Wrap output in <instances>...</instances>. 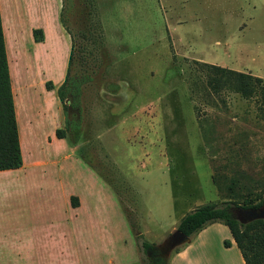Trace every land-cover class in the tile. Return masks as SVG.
<instances>
[{"label":"rangeland","instance_id":"obj_1","mask_svg":"<svg viewBox=\"0 0 264 264\" xmlns=\"http://www.w3.org/2000/svg\"><path fill=\"white\" fill-rule=\"evenodd\" d=\"M61 1L76 91L65 137L144 239L161 245L198 205L264 198V106L216 90L206 67L264 83V0ZM226 234L210 226L203 264H234Z\"/></svg>","mask_w":264,"mask_h":264},{"label":"crops","instance_id":"obj_2","mask_svg":"<svg viewBox=\"0 0 264 264\" xmlns=\"http://www.w3.org/2000/svg\"><path fill=\"white\" fill-rule=\"evenodd\" d=\"M61 7V0H0L22 153L21 166L0 171V264H141L117 193L77 146L56 135L65 126L57 88L72 47ZM116 210L121 220L109 213ZM212 225L227 228L224 249L238 251L234 264H246L220 222L208 224L193 241L191 236L168 264H203L210 241L204 234Z\"/></svg>","mask_w":264,"mask_h":264},{"label":"trees","instance_id":"obj_3","mask_svg":"<svg viewBox=\"0 0 264 264\" xmlns=\"http://www.w3.org/2000/svg\"><path fill=\"white\" fill-rule=\"evenodd\" d=\"M60 19L62 25L67 30L63 20L62 7ZM67 32L69 33L68 30ZM34 33L37 40L42 38L39 30H35ZM72 48L73 46L71 47L65 80L57 88V96L62 104L65 115L64 128L56 130L58 137H65L66 128H68L70 123L66 118L67 94L73 93L76 96L72 82V85L70 84V70L73 58ZM206 67L214 73L207 82L216 90L227 88L238 93L243 98H256L264 106V83L261 77L218 65L206 64ZM47 88H52L51 82L47 83ZM21 164L22 153L0 17V171L18 168ZM263 200L264 198L256 204H253L248 199H244L243 203H241L238 198L207 202L186 212L179 219L176 229L191 237L210 223H223L228 227L245 263L264 264V218L255 219L248 223H241L236 219L234 212L238 208H259ZM128 221L140 252V263L168 264L169 258L164 255L159 246L154 242L144 239L142 233L138 231L137 225L130 219Z\"/></svg>","mask_w":264,"mask_h":264},{"label":"water","instance_id":"obj_4","mask_svg":"<svg viewBox=\"0 0 264 264\" xmlns=\"http://www.w3.org/2000/svg\"><path fill=\"white\" fill-rule=\"evenodd\" d=\"M236 219L241 223H248L255 219L264 218V200L262 207L259 209H243L238 208L236 210ZM191 241V237L182 233L181 231L175 229L170 235L164 239V241L159 245L160 250L171 251L175 247H178L182 244L188 243Z\"/></svg>","mask_w":264,"mask_h":264},{"label":"flooded vegetation","instance_id":"obj_5","mask_svg":"<svg viewBox=\"0 0 264 264\" xmlns=\"http://www.w3.org/2000/svg\"><path fill=\"white\" fill-rule=\"evenodd\" d=\"M261 207H262V205H261ZM261 207H259V208H261ZM259 208H255V209H259ZM236 210H237V209L234 210V212H235V217H236V215H237Z\"/></svg>","mask_w":264,"mask_h":264}]
</instances>
